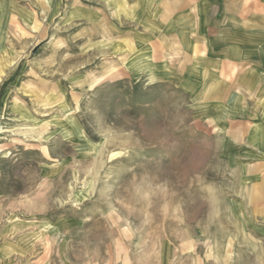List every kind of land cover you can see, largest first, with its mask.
I'll use <instances>...</instances> for the list:
<instances>
[{
    "label": "crops",
    "instance_id": "obj_1",
    "mask_svg": "<svg viewBox=\"0 0 264 264\" xmlns=\"http://www.w3.org/2000/svg\"><path fill=\"white\" fill-rule=\"evenodd\" d=\"M61 1L0 0V42L6 24L35 27L43 13L57 20ZM65 12L59 24L73 32L62 65L45 66L53 52L29 58L20 50L9 53L0 73L6 90L0 118L25 120L31 115L25 108H54L45 120L47 141L0 151V264H80L69 247L91 248L87 218L44 214L42 187L61 182L91 153L92 116L94 123L109 115L131 116L137 127L177 124L179 138L210 144L201 153L212 163L242 172L236 182H264V0H66ZM25 89L35 93L33 102L13 98L12 91ZM242 215V234L263 237L264 212L253 223ZM81 229L82 239L51 242ZM195 231L204 233L200 226ZM107 232L106 224L100 227L104 251ZM219 241L211 238L213 249ZM46 245L51 257L43 254ZM186 245L165 237L160 264L174 263L172 251ZM236 251L234 264H249V248ZM153 257L148 250L143 260L155 264ZM136 259L129 264H143Z\"/></svg>",
    "mask_w": 264,
    "mask_h": 264
},
{
    "label": "rangeland",
    "instance_id": "obj_2",
    "mask_svg": "<svg viewBox=\"0 0 264 264\" xmlns=\"http://www.w3.org/2000/svg\"><path fill=\"white\" fill-rule=\"evenodd\" d=\"M61 2L57 20L43 13L35 27L17 23L1 27L5 41L0 42V73L9 66V53L20 50L29 58L34 51L53 52L54 60H48L46 67L65 62L67 37L72 35L73 27L69 28L66 22L59 24L66 14V0ZM5 92L0 89V107ZM11 93L14 99L23 97L33 102L35 98L29 89ZM25 109L31 114L25 120L1 116L0 123L6 131L0 151L8 144L32 146L47 141L49 127L45 120L54 108ZM104 118L106 122L94 123L92 116L87 124L91 153L64 173L61 182L42 187L44 214L87 218L84 229L91 248L83 251L69 247V255L75 261L129 264L130 259L137 258L146 264L143 258L149 250L155 264H160L162 243L170 237L177 243L180 238L187 242L181 250L172 251L171 264L180 260L183 264H234L238 246L249 248V264H264V236H244L240 228L243 213L249 214L253 223L264 212V182H236L242 172L212 163L210 155L201 153L209 150L210 144L193 137L179 138L177 124L140 123L137 127L131 124V116L117 117V121L114 116ZM132 127L138 131H131ZM79 194L85 199H77ZM104 224L108 228L105 251L98 248L102 240L99 231ZM198 226L204 230L202 235L196 234ZM83 230L60 232L51 242H64L70 235L82 239ZM211 238L220 240L219 249H213ZM137 240L138 251L134 250ZM49 248L46 245L43 252L47 257L52 253Z\"/></svg>",
    "mask_w": 264,
    "mask_h": 264
},
{
    "label": "built area",
    "instance_id": "obj_3",
    "mask_svg": "<svg viewBox=\"0 0 264 264\" xmlns=\"http://www.w3.org/2000/svg\"><path fill=\"white\" fill-rule=\"evenodd\" d=\"M5 128H4V125L2 123H0V141L2 140L3 138V135L5 133Z\"/></svg>",
    "mask_w": 264,
    "mask_h": 264
}]
</instances>
